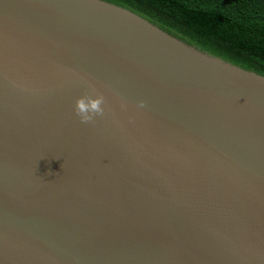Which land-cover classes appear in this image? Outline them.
<instances>
[{"label":"water","instance_id":"water-1","mask_svg":"<svg viewBox=\"0 0 264 264\" xmlns=\"http://www.w3.org/2000/svg\"><path fill=\"white\" fill-rule=\"evenodd\" d=\"M0 264H264V75L106 0H0Z\"/></svg>","mask_w":264,"mask_h":264},{"label":"trees","instance_id":"trees-1","mask_svg":"<svg viewBox=\"0 0 264 264\" xmlns=\"http://www.w3.org/2000/svg\"><path fill=\"white\" fill-rule=\"evenodd\" d=\"M214 56L264 75V0H106Z\"/></svg>","mask_w":264,"mask_h":264},{"label":"clouds","instance_id":"clouds-1","mask_svg":"<svg viewBox=\"0 0 264 264\" xmlns=\"http://www.w3.org/2000/svg\"><path fill=\"white\" fill-rule=\"evenodd\" d=\"M103 96H100L96 99H89L88 102H85V98H80L76 102V113L81 117L82 122L87 123L93 120L92 115H87L91 112L96 115H102L103 109L101 104L103 103Z\"/></svg>","mask_w":264,"mask_h":264}]
</instances>
